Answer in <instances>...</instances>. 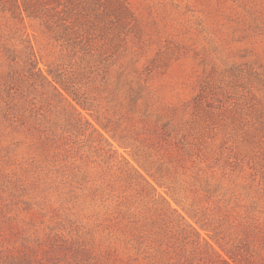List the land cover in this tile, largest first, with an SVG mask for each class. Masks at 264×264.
Returning <instances> with one entry per match:
<instances>
[{
    "label": "rangeland",
    "instance_id": "1",
    "mask_svg": "<svg viewBox=\"0 0 264 264\" xmlns=\"http://www.w3.org/2000/svg\"><path fill=\"white\" fill-rule=\"evenodd\" d=\"M0 264H264V0H0Z\"/></svg>",
    "mask_w": 264,
    "mask_h": 264
}]
</instances>
